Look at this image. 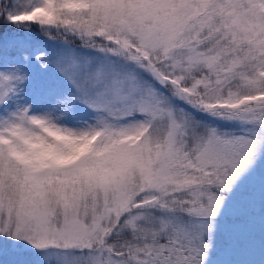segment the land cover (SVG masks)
Listing matches in <instances>:
<instances>
[{
	"label": "snow or ice",
	"instance_id": "1",
	"mask_svg": "<svg viewBox=\"0 0 264 264\" xmlns=\"http://www.w3.org/2000/svg\"><path fill=\"white\" fill-rule=\"evenodd\" d=\"M0 264H264V0H0Z\"/></svg>",
	"mask_w": 264,
	"mask_h": 264
}]
</instances>
